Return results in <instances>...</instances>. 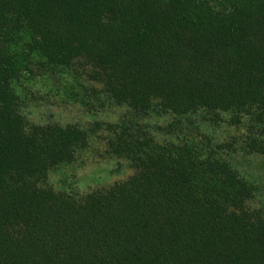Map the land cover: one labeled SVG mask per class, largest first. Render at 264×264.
Instances as JSON below:
<instances>
[{
    "label": "trees",
    "instance_id": "trees-1",
    "mask_svg": "<svg viewBox=\"0 0 264 264\" xmlns=\"http://www.w3.org/2000/svg\"><path fill=\"white\" fill-rule=\"evenodd\" d=\"M77 65L128 110L108 145L135 171L84 197L47 180L88 131L30 123L21 94L30 66ZM225 115L246 135L186 136ZM238 156H264V0H0V264H264Z\"/></svg>",
    "mask_w": 264,
    "mask_h": 264
},
{
    "label": "rangeland",
    "instance_id": "rangeland-1",
    "mask_svg": "<svg viewBox=\"0 0 264 264\" xmlns=\"http://www.w3.org/2000/svg\"><path fill=\"white\" fill-rule=\"evenodd\" d=\"M33 63L40 62L36 58ZM30 67L35 75L26 80L21 88L24 113L29 122L77 125L89 134L87 147L78 151L73 163L51 172L47 186L84 197L96 191L110 189L132 178L135 171L129 162L110 152L108 142L112 136L107 131V125L120 123L128 110L111 102L102 93V86L92 82L88 70L83 67L77 65L65 74H53ZM231 119V116L225 115L219 124L203 125L200 130L187 133L186 136L222 143L232 142L246 135L245 126H233ZM195 122L201 121L196 118ZM169 123V119L153 118L147 119L143 124L153 135H160L163 140L169 139V136H164L165 130L159 134L157 125L164 127ZM178 135L184 137L183 134ZM237 158L244 171L264 188V156Z\"/></svg>",
    "mask_w": 264,
    "mask_h": 264
}]
</instances>
